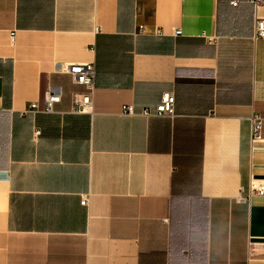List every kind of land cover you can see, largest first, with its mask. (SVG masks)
I'll return each instance as SVG.
<instances>
[{
  "label": "crops",
  "instance_id": "crops-1",
  "mask_svg": "<svg viewBox=\"0 0 264 264\" xmlns=\"http://www.w3.org/2000/svg\"><path fill=\"white\" fill-rule=\"evenodd\" d=\"M234 1L0 0V264H264V3Z\"/></svg>",
  "mask_w": 264,
  "mask_h": 264
},
{
  "label": "built area",
  "instance_id": "built-area-1",
  "mask_svg": "<svg viewBox=\"0 0 264 264\" xmlns=\"http://www.w3.org/2000/svg\"><path fill=\"white\" fill-rule=\"evenodd\" d=\"M256 7H260L264 0H253ZM237 5L238 1L233 2ZM163 34L162 32H160ZM182 33L181 29L175 30L176 35ZM12 35L14 33L12 32ZM264 38V16L256 13L255 18V31L254 39ZM73 80L76 85L82 87L81 90H77L72 95V112L76 114H92L94 112V95H95V78L96 69L95 62L88 61L83 63H69L63 69ZM61 101L60 92L51 87L48 89L43 97V105L40 106L39 102H33L28 107L27 111L37 112L43 111L47 113L55 112V104ZM3 107L0 105V112ZM124 112L128 114H136L133 105H127L124 107ZM145 116H167L173 117L175 115V94L172 91H166L162 94L160 102L154 107H145L140 112ZM262 124L263 118L254 114L252 117V136L254 139H260L262 137ZM253 196H264V179H251L249 185V196L251 199ZM241 199H245L242 198ZM90 197L85 195L81 199V204L84 206H89Z\"/></svg>",
  "mask_w": 264,
  "mask_h": 264
},
{
  "label": "rangeland",
  "instance_id": "rangeland-1",
  "mask_svg": "<svg viewBox=\"0 0 264 264\" xmlns=\"http://www.w3.org/2000/svg\"><path fill=\"white\" fill-rule=\"evenodd\" d=\"M45 94V93H44ZM43 97H44V95H43Z\"/></svg>",
  "mask_w": 264,
  "mask_h": 264
}]
</instances>
